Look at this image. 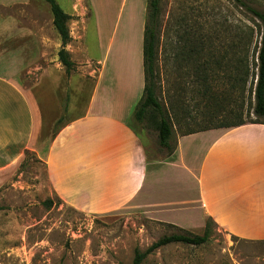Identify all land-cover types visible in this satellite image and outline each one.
Segmentation results:
<instances>
[{"label": "rangeland", "instance_id": "374dc122", "mask_svg": "<svg viewBox=\"0 0 264 264\" xmlns=\"http://www.w3.org/2000/svg\"><path fill=\"white\" fill-rule=\"evenodd\" d=\"M21 1L28 4L12 6L8 12L16 13L22 24L26 17L35 32L29 37L30 54L39 55L21 84L29 86L42 72L52 76L66 106L61 125L83 114L102 66L99 59L105 54L104 85L112 80L132 83L138 102L144 83L148 0H57L74 21L68 22L72 39L66 46L75 62L70 73L59 61L62 44L49 3ZM246 1L264 9V0ZM258 25L255 16L234 0H161L157 93L174 118L175 132L171 148L161 146L156 128L146 120L139 122L133 113L130 121L138 131L146 132V142L166 155L173 152L177 133L187 128L260 120L253 112L254 94L250 91L257 72L254 53L261 39ZM238 35L252 38L243 97L230 86L237 54H244L234 47ZM193 45L199 50L192 51ZM199 74L208 78L204 96ZM242 102L237 111L235 104L239 107ZM48 199L50 204L45 203ZM206 226L207 242H172L155 249L141 264H264V240L230 235L210 217L197 228L185 229L152 219L138 206L100 214L79 210L53 192L45 163L30 150L0 187V264H133L137 248L144 250L160 237L182 229L192 235L203 234Z\"/></svg>", "mask_w": 264, "mask_h": 264}, {"label": "crops", "instance_id": "0c3cea01", "mask_svg": "<svg viewBox=\"0 0 264 264\" xmlns=\"http://www.w3.org/2000/svg\"><path fill=\"white\" fill-rule=\"evenodd\" d=\"M4 4L0 187L30 150L45 163L53 192L79 210L100 214L138 206L152 219L185 229L210 217L230 235L264 240V122L177 133L173 152L164 155L130 121L138 103L132 83L104 85L105 54L83 114L56 127L65 110L52 76L42 72L29 86L21 84L39 55L30 54L35 32L26 17L22 24L8 9L28 3Z\"/></svg>", "mask_w": 264, "mask_h": 264}, {"label": "trees", "instance_id": "16d2710c", "mask_svg": "<svg viewBox=\"0 0 264 264\" xmlns=\"http://www.w3.org/2000/svg\"><path fill=\"white\" fill-rule=\"evenodd\" d=\"M49 3L52 12V22L58 32L61 39V48L58 51L59 61L65 67L67 73H70L75 65V62L71 58L69 50L66 48L67 44L71 41L72 36L68 25L69 20L72 18L71 14L66 12L57 0H45ZM238 5L244 7L259 21L260 30V45L255 49L254 56L256 54L257 59V72L254 73V82L250 88L251 93L254 94V104L252 106L253 112L260 120H252L249 122H264V9H258L250 5L246 0H234ZM160 16H161V0H148L147 2V17L144 27L143 37V70H144V87L143 93L134 109V115L136 120L143 123L145 120L147 123L152 124L158 131V141L161 146L171 148V138L175 132V123L172 114L166 109L158 96V79L159 74L157 70L158 63V45H159V28H160ZM252 44L251 36L241 37L238 35V42L234 43L236 49H241L244 54H237L236 65L233 66L234 76L230 82V86L233 92L238 91V94L242 96L245 92V85L247 83L248 75V63H249V45ZM199 48V47H198ZM199 50L195 45L192 46V51ZM201 52V49H200ZM255 59V57H254ZM244 74L246 75L244 77ZM201 85L203 88L201 92L207 94L208 91V78L207 76L199 74ZM243 97V96H242ZM235 97H233L234 99ZM236 100V98L234 99ZM237 103V102H236ZM235 107L241 109V105L235 104ZM66 110V106H64ZM63 116L59 118L56 123L59 125L63 121ZM245 123V121L239 120L234 124L224 125L222 123L214 124L217 126H236ZM213 126V125H211ZM211 126H205L196 129L187 128L183 130L181 134H189L199 130L209 128ZM47 204L51 203V200H46ZM209 239V227L203 234H190L184 232V229L180 232H174L168 235H164L152 242L146 249L135 250L133 264H141L143 260L152 253L155 249L172 243L183 242L186 244L200 245L207 242Z\"/></svg>", "mask_w": 264, "mask_h": 264}]
</instances>
